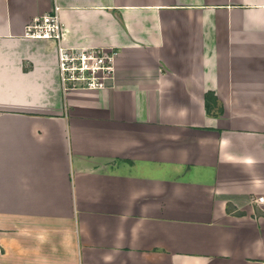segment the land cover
I'll return each mask as SVG.
<instances>
[{
	"label": "crops",
	"instance_id": "obj_1",
	"mask_svg": "<svg viewBox=\"0 0 264 264\" xmlns=\"http://www.w3.org/2000/svg\"><path fill=\"white\" fill-rule=\"evenodd\" d=\"M56 6L110 87L25 35ZM261 197L264 0H0V264H264Z\"/></svg>",
	"mask_w": 264,
	"mask_h": 264
},
{
	"label": "built area",
	"instance_id": "obj_2",
	"mask_svg": "<svg viewBox=\"0 0 264 264\" xmlns=\"http://www.w3.org/2000/svg\"><path fill=\"white\" fill-rule=\"evenodd\" d=\"M64 34L58 6L50 13L35 17L25 29L27 37L56 41L64 91L101 90L110 87L115 78L118 48L68 47L64 44ZM263 200L261 197L260 201Z\"/></svg>",
	"mask_w": 264,
	"mask_h": 264
},
{
	"label": "trees",
	"instance_id": "obj_3",
	"mask_svg": "<svg viewBox=\"0 0 264 264\" xmlns=\"http://www.w3.org/2000/svg\"><path fill=\"white\" fill-rule=\"evenodd\" d=\"M206 109L209 114H214L213 111L216 109L218 113L222 112V107L218 104V99L214 94L206 95ZM214 115H217V113Z\"/></svg>",
	"mask_w": 264,
	"mask_h": 264
}]
</instances>
